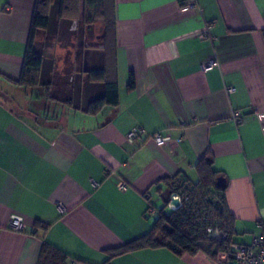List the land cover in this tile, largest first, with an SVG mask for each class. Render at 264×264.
Wrapping results in <instances>:
<instances>
[{
	"label": "crops",
	"instance_id": "1",
	"mask_svg": "<svg viewBox=\"0 0 264 264\" xmlns=\"http://www.w3.org/2000/svg\"><path fill=\"white\" fill-rule=\"evenodd\" d=\"M36 2L0 0V264L228 262L163 245L112 252L172 209L167 179L199 182L208 156L216 183L225 179L234 240L264 231V0H108L115 29L105 35L99 23L93 34L107 44L118 103L96 113L16 83ZM79 47L80 97L89 100L102 94L85 83L103 46ZM135 127L142 132L129 143ZM156 133L171 140L158 145ZM15 214L23 232L10 226Z\"/></svg>",
	"mask_w": 264,
	"mask_h": 264
},
{
	"label": "trees",
	"instance_id": "2",
	"mask_svg": "<svg viewBox=\"0 0 264 264\" xmlns=\"http://www.w3.org/2000/svg\"><path fill=\"white\" fill-rule=\"evenodd\" d=\"M107 1L37 0L21 76L16 83L33 89L43 87L49 100L58 98L66 103L83 105L82 107L91 113L100 111L105 104L116 105L118 103L117 81L110 80L106 76L107 71L104 68L106 43L102 44L101 52L93 51L92 59L99 61L101 67L89 71L85 83V89L88 87H93L97 89L96 91L101 89L102 94L86 100L80 97L82 86L77 79L81 77V71L71 61V53H68L66 62L69 66H73L67 69L68 77L76 71L72 85L68 82V77L60 76V73L54 71L52 60L45 56L48 46L40 45L37 47L36 41L43 32H49L48 39L59 40L70 39L73 34L77 36V44L82 45V47L85 46L88 44L86 35V37H80L78 35L79 29L77 32L69 31L79 18L84 25L87 24L91 38L94 35V27L99 23L103 24V30L105 29V35H107L108 32L115 29L112 8L107 4ZM76 18H78L77 21L74 20ZM74 21L76 22L74 23ZM77 26L76 24L75 27L77 28ZM81 31L84 33V27H81ZM101 40L103 39L101 38ZM97 46V43H92L89 47L92 50ZM64 47H68L67 44ZM129 86L130 88L134 86L133 75ZM87 92L88 90H86ZM198 168L201 179L197 183L187 184L175 178L166 181L172 190V195L179 194L181 196L182 205L173 210H161L152 229L147 234L122 247L113 249L112 254L163 245L170 247L178 254H196L204 251L215 258L219 253H225L228 257V262L225 264H236L233 246L241 244V242L234 240V217L226 205L225 186H219L216 183V174L212 170L211 157L201 159ZM210 228L218 229L226 238L219 241L212 237L209 232Z\"/></svg>",
	"mask_w": 264,
	"mask_h": 264
},
{
	"label": "built area",
	"instance_id": "3",
	"mask_svg": "<svg viewBox=\"0 0 264 264\" xmlns=\"http://www.w3.org/2000/svg\"><path fill=\"white\" fill-rule=\"evenodd\" d=\"M187 5L190 7L194 6L196 4V0H186ZM76 25L73 26L74 29ZM216 65L215 60H209L204 65L205 70L212 69ZM230 91H233V88L230 89ZM236 116L238 117V121L242 118L241 113L237 112ZM142 132V129L140 127H135L129 133L126 135L127 140L129 143H134L137 140V137ZM153 138L157 142L158 145H164L167 141L171 140V137L169 135H164L162 133H156L153 135ZM95 185H100L99 183L95 182ZM120 186L122 188H126L125 183H120ZM172 199H178L180 201V206L182 205V199L179 194H173ZM179 206V207H180ZM170 207L172 209H177L178 207L176 205H173L170 203ZM10 226L13 230L17 232H23L25 228L27 227V223L24 220V218L20 215H13L12 219L10 221ZM210 235L219 241H223L226 236L218 229L210 228L209 229ZM234 254L236 258V264H264V232L256 235L253 239V241L250 244H235L233 246ZM72 264H84V263H77L73 262Z\"/></svg>",
	"mask_w": 264,
	"mask_h": 264
},
{
	"label": "rangeland",
	"instance_id": "4",
	"mask_svg": "<svg viewBox=\"0 0 264 264\" xmlns=\"http://www.w3.org/2000/svg\"><path fill=\"white\" fill-rule=\"evenodd\" d=\"M88 12H90V11L88 10ZM52 13H53V9H52ZM77 19L78 18H76L74 20L77 21ZM76 21H74V23ZM76 24L78 25L77 28L76 29L70 28L69 31L72 30L74 32H77L79 29L80 32L78 33V35L80 37L82 36V38H83V36L86 35L87 36V37L85 36L87 38L86 41L89 44V46L92 43H96L97 37H95V35H93L92 38L90 37L87 24L84 25L82 23L81 18H79L78 21L74 25H76ZM72 25H73V23L71 24V26ZM81 27H84V31H83L84 33H82V31H81ZM97 28H98V26H97ZM48 35H49V32H43L37 37V40H36L37 41V47L40 45L48 46L46 48V51H45L46 52L45 56L49 60H52L54 71L60 73V76H65L67 78L69 76L67 69H69L71 66H69V64L66 62V57H67L68 53H71V59H72L71 61L74 63V65H76V60H75L76 56L75 55H76L77 51L79 50V44H77V36L72 34V37L70 39L59 40V39H55V38L48 39L47 38ZM48 40H50V41H48ZM65 44H67L68 47L65 48L64 47ZM98 44L101 45V47H102L101 43L98 42ZM101 49H103V48H101ZM75 72L70 77H68V82L70 84L72 83L71 80H73L76 76Z\"/></svg>",
	"mask_w": 264,
	"mask_h": 264
},
{
	"label": "water",
	"instance_id": "5",
	"mask_svg": "<svg viewBox=\"0 0 264 264\" xmlns=\"http://www.w3.org/2000/svg\"><path fill=\"white\" fill-rule=\"evenodd\" d=\"M218 185L219 186H224L225 185V179L224 178H219L218 179ZM172 201L177 207L180 206V201L178 199H173Z\"/></svg>",
	"mask_w": 264,
	"mask_h": 264
}]
</instances>
